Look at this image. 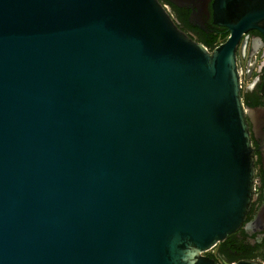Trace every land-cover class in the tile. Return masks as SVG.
I'll list each match as a JSON object with an SVG mask.
<instances>
[{"label":"water","instance_id":"water-1","mask_svg":"<svg viewBox=\"0 0 264 264\" xmlns=\"http://www.w3.org/2000/svg\"><path fill=\"white\" fill-rule=\"evenodd\" d=\"M212 11L208 49L159 0H0V264H220L254 192L236 47L264 0Z\"/></svg>","mask_w":264,"mask_h":264},{"label":"flooded vegetation","instance_id":"flooded-vegetation-1","mask_svg":"<svg viewBox=\"0 0 264 264\" xmlns=\"http://www.w3.org/2000/svg\"><path fill=\"white\" fill-rule=\"evenodd\" d=\"M177 26L190 38L213 49L226 40L229 33L213 23V0H159ZM227 35L221 39L223 34ZM204 45V44H203ZM236 63L240 91L254 153V192L242 226L230 234L241 244L240 250L227 259L217 258L220 264L237 259H250L264 264V35L257 29L245 32L236 47Z\"/></svg>","mask_w":264,"mask_h":264},{"label":"trees","instance_id":"trees-1","mask_svg":"<svg viewBox=\"0 0 264 264\" xmlns=\"http://www.w3.org/2000/svg\"><path fill=\"white\" fill-rule=\"evenodd\" d=\"M227 34L224 33L223 36H221L223 39ZM203 44L206 47H209V45L211 44H207L204 43ZM241 248V244L237 243V241L235 239H232V236H228L225 240H223L222 242L217 244V251L216 253H207V255H209L210 257L214 258L215 260H217V258L220 259H227L230 254L236 253V251L240 250ZM236 260H234L233 262H236Z\"/></svg>","mask_w":264,"mask_h":264},{"label":"rangeland","instance_id":"rangeland-1","mask_svg":"<svg viewBox=\"0 0 264 264\" xmlns=\"http://www.w3.org/2000/svg\"><path fill=\"white\" fill-rule=\"evenodd\" d=\"M216 251H217V245L214 248L210 249L209 251L205 252L204 254H207V253H214L215 254Z\"/></svg>","mask_w":264,"mask_h":264}]
</instances>
